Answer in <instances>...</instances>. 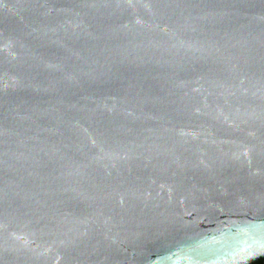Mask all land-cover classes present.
I'll return each instance as SVG.
<instances>
[{"label":"water","instance_id":"obj_1","mask_svg":"<svg viewBox=\"0 0 264 264\" xmlns=\"http://www.w3.org/2000/svg\"><path fill=\"white\" fill-rule=\"evenodd\" d=\"M264 262V0H0V264Z\"/></svg>","mask_w":264,"mask_h":264},{"label":"trees","instance_id":"obj_2","mask_svg":"<svg viewBox=\"0 0 264 264\" xmlns=\"http://www.w3.org/2000/svg\"><path fill=\"white\" fill-rule=\"evenodd\" d=\"M253 264H264V262H263L262 260H258V261H256V262L253 263Z\"/></svg>","mask_w":264,"mask_h":264}]
</instances>
